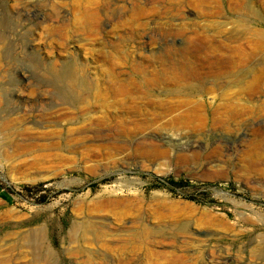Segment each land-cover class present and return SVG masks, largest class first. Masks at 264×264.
<instances>
[{
    "label": "rangeland",
    "instance_id": "1",
    "mask_svg": "<svg viewBox=\"0 0 264 264\" xmlns=\"http://www.w3.org/2000/svg\"><path fill=\"white\" fill-rule=\"evenodd\" d=\"M147 248L264 264V0H0V264Z\"/></svg>",
    "mask_w": 264,
    "mask_h": 264
},
{
    "label": "bare ground",
    "instance_id": "2",
    "mask_svg": "<svg viewBox=\"0 0 264 264\" xmlns=\"http://www.w3.org/2000/svg\"><path fill=\"white\" fill-rule=\"evenodd\" d=\"M203 61L204 62H210V61H212V59L211 58H206ZM206 79L210 83L212 82V83L219 84V83L224 82V83H229V84H234V85L241 84L242 81H243L242 74H238V75H235L234 74L233 75L232 73H225L221 77H218V78H216V77L212 78V77L209 76V77H206ZM71 81L76 85V87H75L76 88V91L81 90L83 88V86H84V82L81 81V80L72 79ZM207 81H205V82H207ZM198 82H200V83L197 85L198 87H196V88L198 90H200V88L202 87V83H201L202 80H198ZM257 82H259V80L256 81V83ZM223 86H225V84ZM82 98H83V96H79L75 101L73 100V102H77V101L81 100ZM74 233H78V235L73 236L71 238L72 241L73 240L75 241L77 239L78 242L81 243L82 245L83 244L84 245L85 244H89V241L87 239V236H88L89 233L90 234L92 233L97 241H99V240L102 239V232H100V231H94V228L92 227V225H89V224L76 225L74 227ZM172 253L175 254V252H171V253L160 252V253H157V252L151 251L148 248L146 249V256L147 257L151 258V257L157 256V257L164 258V259H166V262L164 264H193V263H191V260H188V257H185V255L183 256L181 254V256H180V255H176V254L174 255ZM33 254L35 255L34 258L36 259V261L37 260L38 261L39 260L48 261V258H47L48 256L47 255L46 256L41 255L39 253H36V251H34Z\"/></svg>",
    "mask_w": 264,
    "mask_h": 264
}]
</instances>
